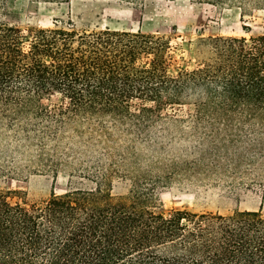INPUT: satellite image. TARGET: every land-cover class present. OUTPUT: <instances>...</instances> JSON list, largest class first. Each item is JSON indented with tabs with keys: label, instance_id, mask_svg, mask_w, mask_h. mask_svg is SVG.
I'll list each match as a JSON object with an SVG mask.
<instances>
[{
	"label": "trees",
	"instance_id": "trees-1",
	"mask_svg": "<svg viewBox=\"0 0 264 264\" xmlns=\"http://www.w3.org/2000/svg\"><path fill=\"white\" fill-rule=\"evenodd\" d=\"M208 1L236 6L241 19L259 3ZM198 46L206 58L170 74V37L80 32L70 21L48 29L0 23V124L55 137L78 119L110 117L142 132L162 111L191 104L194 129L264 130V35L209 36ZM53 97L56 110L46 105ZM88 180L32 204L0 190V264H264L260 211L163 213L149 206L153 188L133 186L116 199L107 173Z\"/></svg>",
	"mask_w": 264,
	"mask_h": 264
},
{
	"label": "rangeland",
	"instance_id": "rangeland-1",
	"mask_svg": "<svg viewBox=\"0 0 264 264\" xmlns=\"http://www.w3.org/2000/svg\"><path fill=\"white\" fill-rule=\"evenodd\" d=\"M251 1L259 3L246 6L241 19L236 6L208 0H0V23L48 29L70 21L80 32L108 27L170 37L168 72L176 74L206 58L199 38L264 35L263 0ZM46 105L56 110L59 101ZM191 114V104L164 110L142 132L110 117L81 118L55 137L1 123L0 190L11 193V202L32 204L91 186L98 172L107 173L116 199L127 198L133 186L153 188L149 206L163 213L264 215V130L194 129Z\"/></svg>",
	"mask_w": 264,
	"mask_h": 264
}]
</instances>
